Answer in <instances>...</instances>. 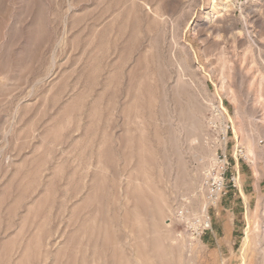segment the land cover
Returning <instances> with one entry per match:
<instances>
[{"label":"rangeland","instance_id":"rangeland-1","mask_svg":"<svg viewBox=\"0 0 264 264\" xmlns=\"http://www.w3.org/2000/svg\"><path fill=\"white\" fill-rule=\"evenodd\" d=\"M212 1L0 0V264L243 263L264 0Z\"/></svg>","mask_w":264,"mask_h":264},{"label":"bare ground","instance_id":"bare-ground-1","mask_svg":"<svg viewBox=\"0 0 264 264\" xmlns=\"http://www.w3.org/2000/svg\"><path fill=\"white\" fill-rule=\"evenodd\" d=\"M232 6H233L232 0H220L219 2L214 1V0L212 1V10L214 13H219L220 11H230ZM177 83H179V82H177ZM207 151H209V150H207ZM248 154L251 155L252 157L254 156V150L251 147L248 148ZM201 157H202V162L200 164V168H205V167H209V166L211 167V165L213 163H215L214 160L216 157H215L214 152H210V151L205 152V153L202 152ZM196 173H197V171H196ZM198 176L196 175V177H198ZM199 181H200V179H199ZM192 183L194 184V182H192ZM239 184L241 186V181H239ZM250 214H252V213L248 211V218L251 217ZM257 225H258V223H257ZM257 225L255 226V229H252L251 225L249 223V225L246 228V236L244 237L243 244L241 246V252H242L241 254L243 256V261H242L243 263L242 264H245L244 261H245L246 257L248 256V252H250L251 250L257 251L260 254H264V247L262 246V242L264 241V234L262 235L260 233Z\"/></svg>","mask_w":264,"mask_h":264},{"label":"built area","instance_id":"built-area-1","mask_svg":"<svg viewBox=\"0 0 264 264\" xmlns=\"http://www.w3.org/2000/svg\"><path fill=\"white\" fill-rule=\"evenodd\" d=\"M239 152H243V150L239 149ZM217 158H218V161H220V162L226 161V159H227L226 152H223V150H222L221 154H219L217 156ZM222 189H223V181H220V182L215 184V187L213 188V194L217 196L218 193L222 191Z\"/></svg>","mask_w":264,"mask_h":264}]
</instances>
